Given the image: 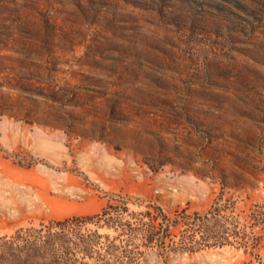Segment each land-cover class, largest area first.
I'll return each instance as SVG.
<instances>
[{
	"label": "rangeland",
	"instance_id": "rangeland-1",
	"mask_svg": "<svg viewBox=\"0 0 264 264\" xmlns=\"http://www.w3.org/2000/svg\"><path fill=\"white\" fill-rule=\"evenodd\" d=\"M221 192L264 204V0H0V236ZM259 234L141 264H264Z\"/></svg>",
	"mask_w": 264,
	"mask_h": 264
},
{
	"label": "trees",
	"instance_id": "trees-1",
	"mask_svg": "<svg viewBox=\"0 0 264 264\" xmlns=\"http://www.w3.org/2000/svg\"><path fill=\"white\" fill-rule=\"evenodd\" d=\"M107 195L108 204L97 214L53 219L0 236V264H141L145 251L155 248L167 254L231 247L259 257L264 204L239 210L238 200L221 192L206 211L172 218L156 204L141 201L136 205L145 209L133 211L129 197Z\"/></svg>",
	"mask_w": 264,
	"mask_h": 264
}]
</instances>
